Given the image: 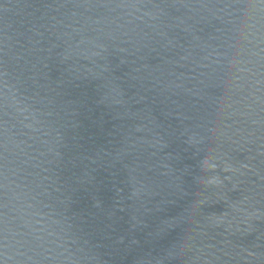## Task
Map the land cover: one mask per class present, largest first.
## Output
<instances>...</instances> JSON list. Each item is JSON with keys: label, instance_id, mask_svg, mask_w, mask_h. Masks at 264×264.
<instances>
[{"label": "water", "instance_id": "water-1", "mask_svg": "<svg viewBox=\"0 0 264 264\" xmlns=\"http://www.w3.org/2000/svg\"><path fill=\"white\" fill-rule=\"evenodd\" d=\"M0 264H264V0H0Z\"/></svg>", "mask_w": 264, "mask_h": 264}]
</instances>
